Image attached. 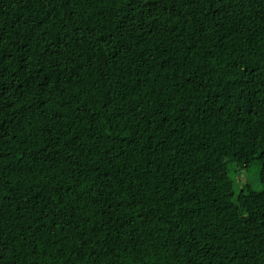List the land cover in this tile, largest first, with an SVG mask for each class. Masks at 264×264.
<instances>
[{
  "label": "trees",
  "instance_id": "1",
  "mask_svg": "<svg viewBox=\"0 0 264 264\" xmlns=\"http://www.w3.org/2000/svg\"><path fill=\"white\" fill-rule=\"evenodd\" d=\"M0 264H264V0H0Z\"/></svg>",
  "mask_w": 264,
  "mask_h": 264
}]
</instances>
